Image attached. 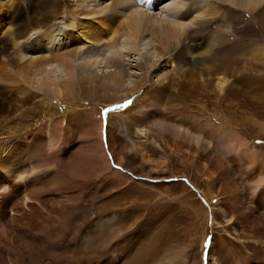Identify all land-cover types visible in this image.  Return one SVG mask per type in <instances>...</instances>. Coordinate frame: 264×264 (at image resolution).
<instances>
[{
    "label": "rangeland",
    "instance_id": "rangeland-1",
    "mask_svg": "<svg viewBox=\"0 0 264 264\" xmlns=\"http://www.w3.org/2000/svg\"><path fill=\"white\" fill-rule=\"evenodd\" d=\"M11 1L0 0V12H6L0 15L5 19L0 37L2 31L9 26V15L15 7H20L19 10L26 14L28 5L39 6L42 0H15L6 9ZM57 2L59 10L51 17L55 34L57 33L56 39L51 40L40 33L45 26L30 25L32 27L29 33L23 37L32 35L28 39L30 42L26 41L27 46L29 45L27 51L19 52L17 56L16 52L12 53L11 56L17 58L15 62L0 57V169L4 167L1 159L5 154L2 149H6L7 152L10 151L9 154L16 153L17 160L14 161H19L22 170L28 173L31 170L39 172L41 180L26 191H32L34 197H37L34 191H41L38 200H34L37 205H42L43 201L40 200L53 193L59 195V183L60 188L67 185V182L74 186L73 191L68 192L73 193L72 195L64 194H67L65 197L71 195L76 200L68 215L53 212V205L48 202L45 216L40 219L42 221L44 218L46 221L48 215L58 217L55 223L57 228L53 231L57 238L55 244L51 245L57 258L51 264H264V180H261L264 179V58L260 54V48L264 49V38L256 23L253 22L254 26L237 24L230 16V6L224 5L208 30L201 34L200 41H197L200 45L202 42L206 46L213 38L221 39L213 49L218 54V59L205 63L204 66L211 67L203 77L209 85L206 88L207 94L194 98L196 103H192L194 109L204 107L206 114H197L203 124H191L193 118L189 116V119L183 121L191 130L202 134L210 144H215L220 138L227 139L229 132L230 137L237 133L247 142L249 152L212 149L206 143L197 148L188 141H182L183 139L180 140L183 142V149H177L176 146L171 149L164 139L155 135L149 138L146 146L139 143L132 151H122V163L120 157L113 159L114 168L127 174H131L132 169L134 174L144 179L143 184L137 179H127L104 168L92 169L91 161L85 156L88 148V125L84 111L93 107L97 109L103 121L104 132L108 131L111 124L116 129L124 130V135L127 125L131 130L138 129L140 124L145 125L146 122L135 109L136 106L132 103L134 98L125 96V89L133 87L143 76L148 77L145 87L150 89L152 83H165L166 73L172 69L173 64L166 69H158V64L157 67L149 65L150 70H145L135 65L136 61H140L139 55L124 54L122 56L125 61L132 62L133 66H125L127 75L123 87L111 91L102 90L104 93H100L103 96L98 93L97 97L92 91L93 95L88 92V89H67L63 83L67 70L63 64L53 61L47 65L48 69H54L52 79L48 81L55 80L59 84L58 88L65 92L56 91L54 84L39 90L37 87L36 90L37 84L33 80L40 79L41 76L19 74L17 66L31 58L46 55L49 51H60L65 45L72 44L73 38H69V32L76 28L71 12L77 11L80 5H86L89 11H100L104 7H110L111 0ZM151 2L152 0H127L114 13L122 15L137 11L154 19L189 22L202 14L204 9L208 10L213 0H157L152 6ZM171 4L178 6L175 7V12L166 11L165 6ZM187 6L191 7L187 14L176 12H183ZM240 11L249 17L248 11ZM32 14L35 19H40L37 11ZM127 35L120 34L119 38L124 39ZM37 36H41L38 43L35 41ZM144 43L154 46L151 49L143 48L155 61L167 57L158 54L155 46H159V43L151 36L146 35L141 45ZM73 44L71 48H77L78 45L85 49L92 47L91 42L82 40ZM41 45L43 49H37ZM101 45L99 51H89L85 55L88 65L99 75L115 70L112 66H104L102 61L105 54L112 52L113 47L106 43ZM122 48L126 49L125 46ZM104 52L106 53L103 54ZM24 54L23 59L21 55ZM188 58L192 62L196 60L195 55H189ZM223 75L228 82L225 89L219 92L216 84ZM172 84L173 82L170 89H175L176 85ZM30 92L35 93V99L23 103V97ZM123 95V99L113 101ZM44 97L47 104L50 102V105L58 107L61 112L65 111L66 116L56 119L53 126L45 124V129L36 135H27L23 132L24 124L34 123L35 120L31 117L29 120L22 119L20 113L27 107L44 102ZM153 114L150 117L152 119L176 122L179 119L162 115L158 111ZM207 119L211 122L207 123ZM219 127L223 130L221 134L216 130ZM160 134L174 143L169 133ZM126 139L129 140V136ZM108 156L112 159L113 154ZM72 179L78 183L74 185L75 182H70ZM52 187L55 190L52 191ZM23 196L24 192H19L18 199ZM113 213L118 216L120 232L116 226L106 223L105 219L103 224H98L97 216L100 218ZM84 217L90 218V221L84 223ZM0 220V224L10 233L9 236L4 235L0 225V235L13 238L20 225L12 223L9 217H0ZM39 253L37 248L25 251L27 256L32 257H37Z\"/></svg>",
    "mask_w": 264,
    "mask_h": 264
},
{
    "label": "bare ground",
    "instance_id": "bare-ground-1",
    "mask_svg": "<svg viewBox=\"0 0 264 264\" xmlns=\"http://www.w3.org/2000/svg\"><path fill=\"white\" fill-rule=\"evenodd\" d=\"M14 2L15 0H12L10 4L6 6V9L9 8V6H12ZM126 2L127 0H111L110 7H104L100 11H89L86 9V5H83L82 2V5H80L81 7L77 11L73 10V12H71V16L73 17L72 21L76 30L69 32V38H73L72 44L76 41L82 40L91 42L92 47H87L85 49L79 47L78 45L77 48H71L72 44H67L65 45V48L60 51H49L46 55L42 54L41 56L31 58L25 63L17 66L19 74H24L25 76L30 74L41 76L40 79L33 80V83L37 84L36 90L37 87L39 90L41 87L50 86L51 84H54L58 88L59 84L55 80L53 82L48 81L51 78V74L54 69L47 68V65L51 64L53 61H57L60 64H63L67 70L66 77L63 80L64 86L67 89H88V92L91 93L92 91L93 94L98 97V93L102 90L111 91V89L115 90L123 87L127 75L125 66L127 64L131 67L133 66L132 62L125 61V57L122 56L124 54H129L130 56L131 54L139 55L140 61H136L135 65L145 70H150V67H148L149 65H151V67H157L158 64V69H166L168 66L173 64L172 69L166 73L167 81L165 83L161 85L152 83L150 89L145 87L148 77L143 76L141 81H137L133 87H127L125 89V96L134 98L132 103L135 104V109L142 114L143 119L146 122L145 125L140 124L138 129L131 130L130 126L127 125L125 127L126 135H124V130L116 129L111 124L108 131L104 132L103 121L99 117L97 109L95 110L93 107L84 111L88 125L86 135L88 148L85 156L91 161L92 169L97 170L104 168L111 171L115 175H121L122 177H127V179H137L140 183L145 184L143 181L144 179L134 174L132 169L130 171L131 174H127L121 169L114 168L115 162H113V159L114 157H120V163H122L124 161V157H121L122 151L125 149L132 151V149L136 148L139 143L146 146L149 138L154 137L155 135H159L162 139H164L165 142H167V147L171 149H175V146L177 149H183V142L180 141L183 139L182 141H188L197 148H201L203 144L206 143L209 144V146L211 145L210 147L212 149H231L236 150L238 153L249 152L247 142L237 133L232 134L230 137L229 132L227 134V139L219 137L220 140L218 139V142L216 141L215 144H210V141L206 142V139L202 134L191 130L189 128L190 126L184 124L183 121L191 117L193 118V122L191 124H196L198 126L203 124V122H200L198 119L200 116L197 117L198 113L201 115L206 114L204 113V107H202L203 105H201L202 108H195L198 109L195 110L192 103L195 102V100H193L194 98L207 94L206 88L209 85L207 84L206 78L203 77L207 72H209V70H211V67L204 66L205 63L207 61H214L218 59V54L213 52V49L217 47V44L221 39L213 38L211 41L209 40L206 46H204L202 42L201 45L197 42L200 41L201 34L205 30H208V27L216 17V14L224 9L223 6L229 5L232 11L230 16L235 19L234 22L237 24L251 26H254V23H256L264 38V0H213L212 5L210 4V8L208 10L204 9L201 12L202 14L193 17L189 22L166 20L161 18L154 19L152 16L146 15L145 13H139L137 11L126 12L122 15L117 12L114 13V10L120 9ZM152 2L151 6L155 5L157 0H152ZM165 7H167L166 11L171 12L178 6H172L171 4ZM19 8L20 7H15L14 11L12 10L13 13H11L12 11L10 12L8 20L9 26L5 29V31H2L3 33L0 37V57H6L8 61L10 60V62H15V60H17V58L15 59L11 56L12 53L16 52L15 55L17 56L19 55V52L24 53L29 48V45L27 46L26 43L30 42L28 39L32 37V35H30V37L26 36L27 38L23 37L27 34V32L29 33L32 27L30 25L45 26L40 33L45 34L46 38L54 40L57 36L51 21L52 15L59 10L57 0H42L39 6L30 4L27 7L28 11H26V14L23 10H19ZM189 10L191 11V7L187 6L183 12H179L177 10L176 12L187 14ZM240 10L248 11L250 14L249 17H247V15ZM35 11L39 13V20L35 19L32 14ZM2 12H4V14L6 13L3 10L0 12V15ZM3 24H5V19L0 16L1 30H4ZM120 34L129 35H127L124 39H120ZM146 35L151 36L159 43V46H155L158 50V54L162 57L167 56L166 58H160L162 61L160 59L155 61L153 57L150 56L149 52L143 48L149 47L151 49L154 46L147 43H144L143 46L141 45V41ZM35 39V41H37L36 43H38L41 36H37ZM61 43H63V41ZM103 43H106L109 47H113L111 53H103L105 54L102 60L103 64L104 66H112L115 70L102 72L101 75H99V73L93 70L91 65H88L85 60V55H87L89 51H99V45H103ZM121 46H125L126 49H123ZM37 49H43V45L39 46ZM59 49H61V47ZM103 50L105 51L104 48ZM260 51L261 57L264 58V49L260 48ZM189 55H195L196 60L194 62L190 61L188 58ZM21 56L23 59L25 58V54L24 56ZM99 64L100 63H98V65ZM31 76L32 75H30V77ZM171 82L176 85L175 89H170ZM227 82L228 79L225 75L218 78L216 86L219 92L225 89ZM56 87L54 88L58 92L64 90L61 88H58L57 90ZM35 92L40 94L38 91ZM101 93L100 96L102 95ZM34 94L35 93L30 92L23 97V103H28L32 99H35L36 95ZM109 95L111 96V94ZM135 95H137V97ZM125 96L123 95L120 99H115L113 101L121 100ZM101 97L100 101L102 99ZM197 101L200 102L199 99ZM49 103H46L44 97V102L27 107L20 113L22 119L29 120V117H31V119L35 120L34 123L32 122L28 125L25 123L23 126V132L27 133V135H36L39 131L45 129V124L51 126L56 119L65 118V111L61 112L58 107H54V105H50ZM156 111L160 112L162 115L172 116L173 118L179 119L176 122L150 118ZM185 114L186 117H184ZM124 121L127 123L126 120ZM208 122L210 123L211 120L207 119V123ZM262 128L264 129V125ZM216 130H218V134H221L223 131L221 127ZM127 132L130 138L129 140L126 139V137H128ZM160 133H169L173 137L174 143H170V141L166 140V138H164L165 136H161ZM149 145L151 146L150 142ZM156 148L162 149L159 147ZM2 150L5 155L4 158L1 159L4 167L0 169L2 170L0 171V217H9V220L12 223L19 224L20 226L18 233L14 234L13 238H10L11 236L8 238L0 235V264H51L57 258L52 251L51 245L56 242L55 240L57 237H55L53 231L57 228L55 223L56 218L58 217L55 215L50 217L48 215L46 221L44 218L42 221L40 219L43 215L45 216V207H47L48 202H51V205H53V212H60L68 215L76 201H74V197L71 196L73 193H68L74 188V186L69 185L67 182V185L60 188L59 183V195L53 193L51 196L40 200L43 201L42 205H37L35 204V201L38 200L41 191H34L36 192L35 194L38 198L36 196V198L34 197L32 191L31 193H26V191L29 187H32L33 184L41 180L40 177H38L40 176V173L34 172V170H31L32 172L30 171V173L22 170V166L19 161H14V159L17 160L16 153L13 155L9 154L10 151L7 152L6 149ZM109 151L113 154L112 159L108 156L110 154ZM261 180L263 181L264 179ZM70 182H75V184L72 183L74 185L78 183L74 180H70ZM40 186L42 187V185ZM52 188V191L55 190L54 187ZM22 191L24 192V196L19 200V192ZM43 191L45 192V190ZM45 193H47V191ZM65 193L71 195L65 197L67 195H64ZM42 206H44V209ZM10 211H13V213L10 214ZM85 218L86 217L83 219L84 223L85 221H90V218ZM97 218L98 224H103V220L105 219L104 221H106V223L116 226L119 230L118 232H120L119 219L116 213L107 214L106 216L100 218L97 216ZM44 221L45 223H43ZM0 225L3 227L4 235L6 234L9 236L10 233L6 228H4L5 226L2 224ZM33 239H36V241H33ZM107 246L108 244L105 245V247ZM30 248L39 249V255L37 257H32V255L27 256L25 251ZM29 254L30 253H28V255Z\"/></svg>",
    "mask_w": 264,
    "mask_h": 264
}]
</instances>
